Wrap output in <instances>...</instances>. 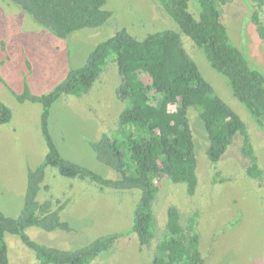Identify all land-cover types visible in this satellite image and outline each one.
Instances as JSON below:
<instances>
[{
  "label": "rangeland",
  "instance_id": "1",
  "mask_svg": "<svg viewBox=\"0 0 264 264\" xmlns=\"http://www.w3.org/2000/svg\"><path fill=\"white\" fill-rule=\"evenodd\" d=\"M253 7L252 0H229L219 10L231 42L241 50L249 66L264 75V44L250 19ZM104 8L111 16L102 26L83 28L59 38L36 24L12 1L0 0V76L6 85L16 94L23 92L25 84L35 95L47 93L65 78L68 70L82 66L93 47L115 31L124 28L142 39L149 33L173 30L180 34L182 47L214 91L244 122L261 174L251 178L246 173L249 163L241 156L240 136L233 139L216 164H211L205 154L207 134L197 113L189 109L196 156L194 194H187L184 183L161 179L153 204L156 229L152 246L139 247L136 237L128 234L88 264H151L169 206L178 209L183 226L190 218L195 221L203 264H264V130L233 97L226 78L211 68L203 52L180 32L157 0H107ZM189 10L197 18L195 1L189 2ZM259 13L264 23V6ZM119 83L110 56L89 91L81 96H61L51 106L49 117L50 133L60 154L111 179L117 177L116 173L97 161L90 143L116 128L125 106L115 93ZM0 102L12 113L10 121L0 125V210L17 218L23 205L27 170L41 162L46 152L39 127L40 105L18 102L1 82ZM43 185L47 188L40 189L38 200H66L60 218L69 223L71 230L26 228L25 233L37 243L75 249L97 236L124 232L130 227L138 192L100 189L86 180L62 177L50 167L45 169ZM4 241L9 264H40L19 236L6 233Z\"/></svg>",
  "mask_w": 264,
  "mask_h": 264
},
{
  "label": "trees",
  "instance_id": "2",
  "mask_svg": "<svg viewBox=\"0 0 264 264\" xmlns=\"http://www.w3.org/2000/svg\"><path fill=\"white\" fill-rule=\"evenodd\" d=\"M30 15L32 20L59 38L83 29L102 26L111 16L104 8L107 0H10ZM182 34L188 36L205 55L209 65L223 75L233 97L246 110L253 122L264 130V75L251 68L241 50L230 40L221 22L220 6L229 0H193L197 18L189 10L191 0H157ZM255 8L250 15L255 31L264 44V23L259 10L264 0H252ZM119 77L117 98L125 104L116 121V128L103 132L90 147L99 163L116 173L106 178L89 167L64 158L49 129L50 108L61 96H81L99 78L109 57ZM0 82L18 102L40 105L39 127L45 142L44 158L28 169L23 205L17 218L0 210V264H9L6 233L19 236L33 251L40 264H88L100 253L109 250L118 239L133 234L139 247L150 248L156 229L153 204L159 192V181L184 183L188 195L197 186L196 156L193 134L187 112L195 111L207 134L205 154L216 164L237 136L242 137L241 156L249 165L251 178L261 174L246 126L240 116L214 91L197 64L180 43V34L170 29L149 33L142 39L122 28L97 43L85 63L68 70L65 78L50 91L40 95L30 92L27 84L16 94L0 76ZM11 110L0 102V125L10 121ZM53 168L58 175L86 180L96 187L117 191L138 192L131 215L130 227L124 232L97 236L75 249L50 247L31 240L28 227L50 232L70 231L60 211L67 201L56 198L39 201L45 169ZM199 250V234L195 221L180 223L175 206L166 210V222L157 241L151 264H203Z\"/></svg>",
  "mask_w": 264,
  "mask_h": 264
}]
</instances>
